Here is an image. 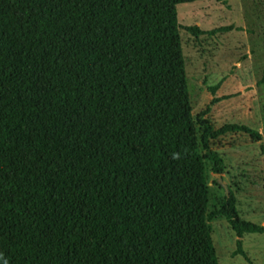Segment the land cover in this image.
<instances>
[{"label": "trees", "instance_id": "trees-1", "mask_svg": "<svg viewBox=\"0 0 264 264\" xmlns=\"http://www.w3.org/2000/svg\"><path fill=\"white\" fill-rule=\"evenodd\" d=\"M196 1L0 0V264H218L209 219L264 232L231 192L207 213L210 142L260 133L192 115Z\"/></svg>", "mask_w": 264, "mask_h": 264}, {"label": "rangeland", "instance_id": "rangeland-1", "mask_svg": "<svg viewBox=\"0 0 264 264\" xmlns=\"http://www.w3.org/2000/svg\"><path fill=\"white\" fill-rule=\"evenodd\" d=\"M176 13L193 117L216 98L206 116L213 127L260 133L259 140L234 132L210 142L223 167L216 174L204 161L207 213L231 192L239 217L264 227V0L181 3ZM190 26L201 33L188 32ZM208 223L218 264H264V232L238 239L223 216Z\"/></svg>", "mask_w": 264, "mask_h": 264}]
</instances>
